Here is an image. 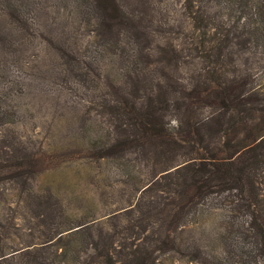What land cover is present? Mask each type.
Listing matches in <instances>:
<instances>
[{
  "label": "trees",
  "instance_id": "16d2710c",
  "mask_svg": "<svg viewBox=\"0 0 264 264\" xmlns=\"http://www.w3.org/2000/svg\"><path fill=\"white\" fill-rule=\"evenodd\" d=\"M170 1L84 3L100 50L123 63L122 73L109 79L115 97L106 101L117 120L118 144L150 147L153 155L167 154L171 163L142 190L162 186L171 199L138 206L141 229L148 220L158 223L155 236L134 245L93 246L92 256L95 264H159L162 254L187 256L179 228L194 223L200 205L212 201L230 211L219 236L226 257L199 251L189 261L255 264L264 260V94L249 71L239 73L237 57H264V0H175L181 21L172 17ZM1 2L0 16L11 23L7 42L17 50L23 42L18 37L34 35L39 1ZM40 171L29 155L0 148V202L5 179L24 188ZM49 214L56 222L57 214ZM2 219L0 264L33 258L38 249L4 243L11 231ZM53 222L57 234L48 242L56 238V247L75 254L78 247L65 243V236L79 229Z\"/></svg>",
  "mask_w": 264,
  "mask_h": 264
},
{
  "label": "rangeland",
  "instance_id": "374dc122",
  "mask_svg": "<svg viewBox=\"0 0 264 264\" xmlns=\"http://www.w3.org/2000/svg\"><path fill=\"white\" fill-rule=\"evenodd\" d=\"M37 1L34 35L18 37L23 42L17 50L7 42L11 23L0 16V148L29 155L41 169L28 187L3 181L1 222L7 220L11 231L4 243L38 249L33 258L9 264H95L93 246L134 245L155 236L158 223L148 220L141 229L138 206L171 199L162 186L142 192L165 173L170 157L153 155L150 147L118 144L117 120L106 101L115 97L109 79L122 73L123 63L100 50L85 17V0ZM170 3L172 17L181 21L179 3ZM237 59L239 73L249 71L264 94V57L244 54ZM50 210L57 214L56 222ZM197 212L194 223L179 228L181 246L191 254H162L159 264H198L189 259L199 251L226 257L219 236L230 211L211 201ZM52 222L79 229L65 236V243L78 247L75 254L56 247V238L48 242L57 234Z\"/></svg>",
  "mask_w": 264,
  "mask_h": 264
}]
</instances>
